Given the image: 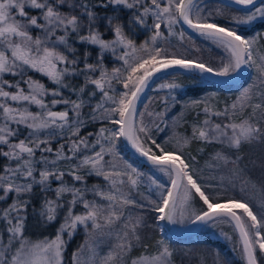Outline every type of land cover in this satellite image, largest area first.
Instances as JSON below:
<instances>
[{"label": "snow or ice", "instance_id": "6c2138e0", "mask_svg": "<svg viewBox=\"0 0 264 264\" xmlns=\"http://www.w3.org/2000/svg\"><path fill=\"white\" fill-rule=\"evenodd\" d=\"M64 5L71 11H62ZM109 5L130 10V23L152 30L149 40L137 45L116 17L104 18L113 34L112 39H105L97 27L101 18L93 9ZM231 5L248 9L243 17L233 16L231 23L241 25L264 20V0L259 6L257 0H229L226 7ZM27 9L39 10L38 15H29ZM221 15L220 10L208 11L204 0H98L97 3L93 0H0V146L7 147V150L0 147V156L15 162L14 166L6 165L0 173V202L12 195V202L0 208V223L4 224L3 233L7 236L5 242L4 235H0V264H64L68 242L64 233L70 240L81 226L86 240L73 253V264H129L130 253L142 242L140 229L146 226L144 217L135 209L156 213L157 221L173 225L186 221L212 226L228 224L237 236L244 264H260L257 253L264 256V199L259 202V211L254 212L249 200L212 194L209 191L212 185L203 183L193 167L192 161L196 158L185 152L192 141L219 144L223 147L212 155L214 163L206 162V166L231 164L232 174L241 176V157L232 159L223 149L238 152L243 145L264 143V44L261 43L264 33L243 36L236 29L219 24L216 17ZM162 25L168 37L176 36L180 41L186 35L184 25L211 41L225 54L220 67L169 52L160 43L164 36ZM32 29H40L42 35L34 36ZM73 37L81 44L99 49L96 63L88 62L90 53L87 51L82 57L77 54L71 42ZM107 52L122 61V66L109 72L104 67ZM81 62L82 68L78 67ZM173 68L217 77L237 73L243 76L242 69L248 68L253 69L256 76L252 84L222 110L207 101H192L188 107L204 105L205 118L192 125L190 137L175 138L176 146L170 147L169 140L161 144L153 138V129L163 131L160 125L168 110V98H163L165 109L161 112L149 111L147 105L144 111H139L138 104L152 78ZM28 69L46 76L58 87L49 90L31 76L25 79ZM5 74L20 76L27 89L21 87L20 81L12 83L3 79ZM78 76L84 77V83L77 88L69 78ZM117 84L122 85L123 91L115 87ZM88 85L93 87L87 91L89 99L86 101L83 96ZM159 87L170 90V95L171 90L181 85L169 82ZM60 89L77 93V99L63 98ZM97 93L99 99L86 119L82 110ZM48 96L52 97L50 101L45 99ZM172 100L174 102L175 97ZM61 104L71 107L54 110ZM31 105L39 111H30ZM212 117L223 119L213 120ZM89 120L106 121L112 127L101 126L96 132L81 135ZM13 124L17 127L13 128ZM20 126L29 130L28 136L13 142ZM55 137L64 143L54 151L51 141ZM121 140L155 172L163 174L167 184L155 172L145 173L124 159L118 150ZM44 153H52L54 159ZM60 161L75 162L65 171ZM37 164L41 165L39 169ZM65 176L81 182L84 187L69 185ZM89 176L100 177L106 183L103 187L88 188L85 181ZM52 180L60 182L55 189ZM36 186L44 193L38 213L40 219L50 224L56 221L61 210L64 215L54 238L33 241L26 235V222ZM49 192H54V198L48 197ZM88 192L94 199H86ZM66 194L70 199L65 200ZM95 197L106 203L98 202ZM195 203L200 207H194ZM77 205H82L84 211L76 213ZM97 234L115 238L106 255L100 256L88 239ZM85 247L89 248L91 258L82 262L80 253ZM130 264H174L173 252L160 240L155 254L130 258Z\"/></svg>", "mask_w": 264, "mask_h": 264}, {"label": "trees", "instance_id": "16d2710c", "mask_svg": "<svg viewBox=\"0 0 264 264\" xmlns=\"http://www.w3.org/2000/svg\"><path fill=\"white\" fill-rule=\"evenodd\" d=\"M98 0H93V3H97ZM145 2H150V0H145ZM207 4V10L215 12L220 10L223 15L217 16L216 19L219 24L226 25L236 29L240 34L246 37H252L258 33H264V20L257 19L251 24H241L237 25L231 23V18L233 16H241L248 11L242 7L231 5V7H226L228 2L224 0H204ZM261 3V2H260ZM257 6H259V4ZM62 11L69 12L71 9L64 5L61 9ZM97 12L98 16L101 18L98 22V29L103 34L105 39H112L113 34L109 31L105 17H116L120 23L124 25L126 34L133 39L137 45L144 43V41L149 40L152 35V30L141 28L139 25H135L134 22L130 23L132 20V14L130 10L127 9H114L111 5L108 7H96L93 9ZM254 10V9H253ZM30 15L38 14L39 10L27 9ZM79 11V10H77ZM149 24H151V18H149ZM183 27V26H182ZM177 30H180L179 27ZM186 35L183 41H180L178 37H168L167 29L162 25L161 31L164 36L161 39V46L167 47L169 52H176L179 55H183L189 59L200 60L204 63L214 67L219 68L221 64V59L224 57V52L222 49L218 48L211 41L204 40L199 37L196 33L186 30L183 27ZM32 34L34 36L38 35L39 29H32ZM190 37V39H189ZM73 46L77 49V54L83 56L87 51L90 53L88 62L96 63L97 54L99 49L96 46L81 44L75 40L73 37ZM264 44V39L261 40ZM120 54V49H117V55ZM71 55V54H69ZM122 61L118 60L111 52H107L104 55V67L107 68L109 72L113 68L121 67ZM82 68L83 63L78 65ZM26 74L30 76H38L42 81L48 83L53 89L58 86L53 84L46 76L28 69ZM96 73L95 75H98ZM254 72L251 75H246V77L238 83L234 84H219L214 82L204 74L198 72H169L157 77L152 84L145 90L140 103L138 105L139 111L145 110V105L148 106L149 111L161 112L165 109V104L163 98L167 97L168 90L160 89L157 85L166 80H175L177 84L181 87L173 90V94L168 96V110L166 115L163 117V123H161V128L163 131L157 132L153 129V138L157 140L158 143H164L165 140H169L170 147H174L175 138H180L184 136H191L192 125L197 122L203 121L205 114L202 111L203 104L196 108L188 107L194 100H201V98L211 96L212 105L221 108L226 105H230L236 98L237 93L244 88L249 77L253 78ZM3 79H6L12 83L18 81V76H12L11 74H5ZM69 82L75 86L80 87L84 83V77H72L69 78ZM93 86L88 85L86 93L83 99L86 101L89 99L87 91ZM120 91H123L122 85H115ZM12 89V88H11ZM10 89V90H11ZM63 98H70L72 100L77 99V93H73L69 89H60ZM172 97H175L173 102ZM60 98V97H57ZM99 99V93L97 96L92 98L90 105H87L82 112L87 119V114L91 111V107L95 105L96 101ZM68 105H57L54 110H65L70 108ZM72 116V113L69 112ZM149 119L146 117V120ZM166 125V126H165ZM101 126L111 128L112 125L105 122H91L88 121L86 127L81 131V135H86L88 132H96ZM93 139V137H89ZM63 140L55 137L51 141V147L55 151ZM3 147L7 150L6 146ZM223 146L219 144H205L200 141H192L185 148V152L190 153L196 159L192 161L193 167L197 169L198 175L201 177V181L206 184H211L212 187L209 191L216 195L221 196H235L237 198L249 200L254 212L259 211V202L264 199V143L255 142L251 145H243L240 150H232L229 152L226 148L223 150L232 159L236 156L241 157L239 161L240 168L243 169V174L241 176H234L230 169L232 165L219 166V167H207L206 162L214 163L211 161L212 155L217 151H221ZM118 150L124 159L132 161L135 167L139 170L154 169L148 163L139 161L132 157L128 151L124 148L122 141L118 142ZM65 151H67V145L65 146ZM37 158L40 157L41 153L38 151L36 153ZM43 155L48 156L50 159H54L52 153H44ZM107 158V157H106ZM75 161H60L59 165L62 170L67 171L69 164ZM8 164L15 165L14 161H9L7 158L0 156V173H2L4 167ZM36 167L39 169L41 165L37 164ZM65 181L69 184H75L76 187H84L81 182L73 181L72 177L65 176ZM247 181V183H246ZM88 188L93 185H100L103 187L105 181L100 177L89 176L85 181ZM59 181L52 180V188L58 187ZM243 188V191L241 189ZM146 192V189H145ZM2 194V193H0ZM49 192L47 195H51ZM42 193L39 186L34 188V193L31 198V202L28 208V219L26 222V234L30 237H41L44 235L53 236L56 233V228L58 227V221L46 224L44 223L37 211L33 209H40V205L43 201ZM67 195V194H66ZM70 199V196L67 195ZM93 198L91 192L86 194V199ZM99 198V197H96ZM66 199V200H67ZM140 199V197H137ZM198 200V198H197ZM196 207H200L199 203H195ZM136 213L142 215L145 219L146 226L140 229V236L142 238L141 244H137L132 252L130 253V258L139 257L141 254H153L155 253V248L157 241L163 240L173 252V260L175 264H244L241 258V253L239 250V243L233 228L228 224L216 223L214 229L207 227H200L194 232L183 236L174 237L166 233L161 221L155 219L156 213L150 212L145 209H135ZM118 227V225H117ZM225 229L226 234H228V229L234 237V241L231 242L226 237H220L218 233ZM107 231V229H105ZM90 242H93L94 247L100 256L106 255L109 248L115 243V238H109L107 236H97L95 238H88ZM86 235L83 227H79L73 237L68 240L67 247L64 252V264H73V253H75L81 245L85 244ZM147 246V247H144ZM260 264H264V256H260ZM91 258V252L88 247H85L80 253V259L82 262H87ZM129 258V264H130Z\"/></svg>", "mask_w": 264, "mask_h": 264}, {"label": "rangeland", "instance_id": "374dc122", "mask_svg": "<svg viewBox=\"0 0 264 264\" xmlns=\"http://www.w3.org/2000/svg\"><path fill=\"white\" fill-rule=\"evenodd\" d=\"M29 15H30V13H29ZM35 15H38V14H35ZM41 22H42V21H41ZM59 34H62V33H59V32H58V35H59ZM38 35H42V32H41L40 29H39V31H38ZM253 72H254V75L256 76V73H255V71H254L253 69H248V68H246V75L249 74V75L252 76V73H253ZM28 76H30V75H29V74H26V73L24 74V78H25V79H26ZM255 76H254V77H255ZM31 77H32L34 80H38V81H40L41 83H43V84H44L49 90L53 89L52 86H49V85H48V83L42 81V79H41L40 77H38V76H37V77H36V76H31ZM245 77H246V76H245ZM254 77H253V78L249 77V80L247 81L246 85L244 86L243 89H241V90L237 93L236 97H237L238 95H240V93H241L245 88H247L250 84H252ZM18 81L21 82V87H22V88L27 89V85L23 83V81L21 80V77H20V76H18ZM169 82L176 83L175 80H166V81H163V82L159 83V84L157 85V87H159L160 84H162V83H169ZM6 90H8V91H13V92H14L16 89H15V88H12V89L10 90V89L6 88ZM167 90H168V89H167ZM169 92H170V90H168L167 97L173 94V90H171V94H170V95H169ZM45 99H46V101H50V100L52 99V97H51V96H48V97H46ZM201 101H207V103H208L210 106H214V105H212V103H211V102H213V101H211V96H207V97L201 98ZM8 103H9V104H13V102H11V101H8ZM214 107H215V106H214ZM224 107H225V106H223V107H221V108H218V107H215V108H217V109H221V110H222ZM29 110H30V111H33V112H37V111H39V109H38L35 105H31V106H29ZM212 119H213V120H217V119L222 120L223 118L212 117ZM12 127L15 128V127H17V126H16L15 124H13ZM28 132H29V130H28L27 128H24L23 126H20L18 135H17L16 137H13V138H12L13 142H18L19 139H24L25 137L28 136ZM42 135H43V134H42ZM129 162L133 164L132 161H129ZM133 165H134V164H133ZM134 166H135V165H134ZM141 171H143V172H145V173H152V172H155V170L152 171L151 169H147V170H145V171H144V170H141ZM37 175H38V173H37ZM155 175H156L157 177H159L160 180H161L162 182H164L165 184H167V178L164 177L163 174H161V173H159V172H155ZM55 188H56V186H55L53 189H55ZM54 195H55L54 192H52V194H51V195H48V197H49V198H54ZM43 197H44V195H42V198H43ZM67 198H68V196L66 195V196H65V200H66ZM153 198H155L154 193H153ZM92 199H94V197H93V198H90L89 200H92ZM95 199H96L98 202H100V203H106V202H104V201H100L99 198H96V197H95ZM11 202H12V195L10 194L9 198H8L6 201L0 202V208L7 207V205L10 204ZM194 207H196V204H194ZM36 211L39 213V209H37ZM74 211H75L76 213H80V212H83L84 209H83L82 205H77L76 208L74 209ZM38 215H39V214H38ZM63 215H64L63 210H61L60 215H59V216L57 217V219H56V221H58V224H59L58 227L56 228V233H57V230L59 229L61 223L63 222ZM56 221H54V222H56ZM187 223H188V222L186 221L184 224H175L174 226L177 227V228H180V227L186 225ZM81 227H82V226H81ZM203 227H207V228L209 227V228H211V229H214V226H212L211 224L203 225ZM3 228H4V224H3V223H0V235H4V240H5V242H6V241H7V236H6V234L3 233ZM56 233H55L53 236L44 235V236H41V237H30V236H28L27 234H26V235H27L28 237H30L33 241H37V240L44 239L45 237H48V238H54L55 235H56ZM218 235H219L220 237H226V238L229 239L231 242L234 241V239H233L234 237L232 236V234H231V232L229 231V229H228V234H226V230L222 228L221 233H220V234L218 233ZM64 239L67 240V241L69 240V239H68V236H67V233H64ZM153 254H155V253H153ZM135 258H137V257H135ZM174 264H175V263H174Z\"/></svg>", "mask_w": 264, "mask_h": 264}, {"label": "water", "instance_id": "95a60500", "mask_svg": "<svg viewBox=\"0 0 264 264\" xmlns=\"http://www.w3.org/2000/svg\"><path fill=\"white\" fill-rule=\"evenodd\" d=\"M226 2H229V0H224ZM261 0H257V4L260 3ZM235 6H238V5H235ZM238 7H241V6H238ZM186 30L188 31H191L190 29L187 28L186 25L183 26ZM192 32V31H191ZM182 71H185L183 69H179V68H173V69H168L167 71L165 72H160V73H157L153 78L152 80L149 82V86L152 84V82L159 76L163 75V74H166V73H169V72H182ZM242 72L244 73L243 76H241L239 73L237 74H234V75H231L229 77H217V76H214V75H211V74H204L205 76H207L208 78H210L211 80H213L214 82H217L219 84H234V83H238L240 82L241 80H243L246 76V68L242 69ZM148 86V87H149ZM147 89V88H146ZM145 89V90H146ZM144 90V92H145ZM144 92L142 93L141 95V98L144 94ZM139 105V104H138ZM56 111H59V110H56ZM122 143H123V146L124 148L128 151V153L134 157L135 159L139 160V161H142V162H145L147 163V161L142 158V157H139L138 154L134 153V150H132L130 148V146H128L123 140H121ZM161 224L162 226L164 227L166 233L170 236H174V237H183V236H186L192 232H194L195 230L199 229L200 227H202L203 225L205 224H192V223H187L186 225L180 227V228H177L175 227L173 224H169L167 223L166 221H161Z\"/></svg>", "mask_w": 264, "mask_h": 264}]
</instances>
